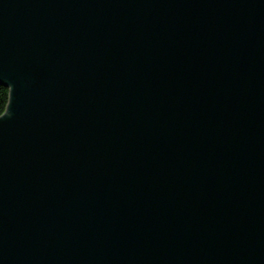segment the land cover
Instances as JSON below:
<instances>
[{
  "label": "water",
  "instance_id": "95a60500",
  "mask_svg": "<svg viewBox=\"0 0 264 264\" xmlns=\"http://www.w3.org/2000/svg\"><path fill=\"white\" fill-rule=\"evenodd\" d=\"M0 264H264V0H0Z\"/></svg>",
  "mask_w": 264,
  "mask_h": 264
},
{
  "label": "trees",
  "instance_id": "16d2710c",
  "mask_svg": "<svg viewBox=\"0 0 264 264\" xmlns=\"http://www.w3.org/2000/svg\"><path fill=\"white\" fill-rule=\"evenodd\" d=\"M9 99H10L9 87L0 83V116H2L6 112Z\"/></svg>",
  "mask_w": 264,
  "mask_h": 264
}]
</instances>
